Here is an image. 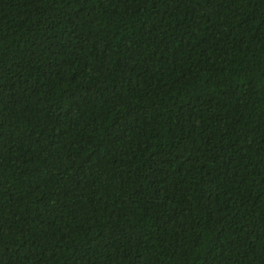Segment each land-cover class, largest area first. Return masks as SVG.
Wrapping results in <instances>:
<instances>
[{
	"label": "trees",
	"instance_id": "16d2710c",
	"mask_svg": "<svg viewBox=\"0 0 264 264\" xmlns=\"http://www.w3.org/2000/svg\"><path fill=\"white\" fill-rule=\"evenodd\" d=\"M0 264H264V0H0Z\"/></svg>",
	"mask_w": 264,
	"mask_h": 264
}]
</instances>
